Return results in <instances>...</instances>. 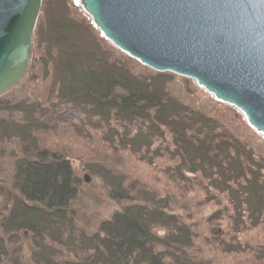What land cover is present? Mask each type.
I'll list each match as a JSON object with an SVG mask.
<instances>
[{"label":"trees","instance_id":"16d2710c","mask_svg":"<svg viewBox=\"0 0 264 264\" xmlns=\"http://www.w3.org/2000/svg\"><path fill=\"white\" fill-rule=\"evenodd\" d=\"M41 11L28 80L0 98V264H21L28 237L37 264H264V138L193 80L121 53L74 0ZM73 152L118 207L91 232L74 223ZM139 166L147 180L127 174Z\"/></svg>","mask_w":264,"mask_h":264},{"label":"water","instance_id":"95a60500","mask_svg":"<svg viewBox=\"0 0 264 264\" xmlns=\"http://www.w3.org/2000/svg\"><path fill=\"white\" fill-rule=\"evenodd\" d=\"M44 0H0V97L27 81ZM154 72L193 80L264 138V0H75Z\"/></svg>","mask_w":264,"mask_h":264},{"label":"rangeland","instance_id":"374dc122","mask_svg":"<svg viewBox=\"0 0 264 264\" xmlns=\"http://www.w3.org/2000/svg\"><path fill=\"white\" fill-rule=\"evenodd\" d=\"M86 16H88V15H86ZM110 44H112V43H110ZM29 73H30V71H29ZM22 87L14 89V90L18 91ZM12 91L9 93H6L4 95H8V94L10 95V94H12ZM15 91H13V92H15ZM4 95H2V96H4ZM14 98L15 99L16 98L21 99L23 97L20 94L16 93L14 95ZM53 137H55V139H56L59 136L54 135V136H52V138ZM61 137H62V139L66 138L63 136H61ZM76 139L77 138L72 137V140L74 142H77V141L82 142L83 141V140L81 141V140H76ZM87 144H90V142H87ZM73 155L75 156L74 157L75 159L73 161L74 167H76L77 169L79 168L80 175H81V177L84 178V183H83V187H82L83 190H82L81 194L75 199V201L72 205V209L75 211L74 223L77 227L81 228L85 232L86 231L91 232V231L95 230V228L99 222L107 219V217L109 215H111L113 212H115L118 207L111 199H109L108 187L101 181V178L97 177L95 175L93 176L92 174L89 175L85 171H82L83 168L85 167L84 166L85 163L83 162V160L82 161L77 160V158H80L82 156L78 155V154L75 155L74 152H73ZM97 158H98L97 154H89V158H87L85 161L90 162L91 160H94ZM146 168H147L146 166H143V167L139 166V168H138L139 170L134 169V168H129V171L127 172V174L130 175V177L133 180H137V181L147 180L150 177V175L148 174ZM137 181H135V182L138 183ZM176 192H177V194H176L177 196H175L176 203L173 206L174 209H176L177 211H180V212L188 211L187 209H189L192 206L191 203L193 202L195 197L193 199V196L190 195L186 191L183 192L182 194H180V192L176 189ZM2 204H0V208L2 207ZM184 208H185V210H183ZM199 210H200V208L198 207L197 208L198 213L196 212V214H198L197 217H199V214L207 216L208 212H210L211 210H214V208L208 207L207 211L202 210V209L200 211ZM16 247H18V248L20 247V249H19L20 251H19L18 255H19V259L21 260V264H37L36 259L34 258V247H33V244L31 243V239L29 237L23 239L21 241V243ZM216 264H219L218 259H217Z\"/></svg>","mask_w":264,"mask_h":264}]
</instances>
